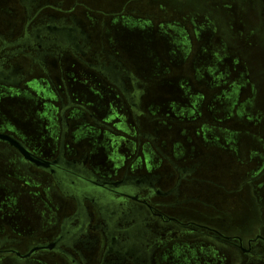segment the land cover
Returning <instances> with one entry per match:
<instances>
[{
	"label": "rangeland",
	"instance_id": "1",
	"mask_svg": "<svg viewBox=\"0 0 264 264\" xmlns=\"http://www.w3.org/2000/svg\"><path fill=\"white\" fill-rule=\"evenodd\" d=\"M50 17L80 23L89 37L88 62H95L98 54L107 64L121 63V77L140 85L134 102L138 108L119 93L115 98L112 84L78 58L58 55L44 67L48 78L28 77L21 90L0 87V133L9 129L34 150L53 156L59 103L51 101L52 82L59 86L64 81L75 100L118 120L126 132L112 138L95 132L83 113L68 112L70 156L91 154L90 166L97 174L120 177L134 149L131 141L136 145L137 139L128 124L130 112H140L142 130L157 131L160 150L178 166L210 167L198 177L235 191L229 195L216 185L202 191L193 184L190 196L215 208L189 204L179 220L231 238L264 237V0H39L30 13L22 0H0V32L6 40H12V30L18 38L27 23L35 27ZM7 56L0 54V62ZM10 61L26 72L31 68L23 56ZM5 147L0 145V238H11L16 243L12 248L27 253L57 236L75 203L55 190L47 173ZM143 150L132 171L148 167L164 173L166 160L150 144L144 143ZM173 231L167 243L155 244L154 264H243L239 252L233 259L222 249L231 245L225 241L175 227ZM100 256V250L85 252L92 259L88 264H99ZM38 263L70 264L50 254L29 261L13 254L0 257V264Z\"/></svg>",
	"mask_w": 264,
	"mask_h": 264
},
{
	"label": "flooded vegetation",
	"instance_id": "2",
	"mask_svg": "<svg viewBox=\"0 0 264 264\" xmlns=\"http://www.w3.org/2000/svg\"><path fill=\"white\" fill-rule=\"evenodd\" d=\"M38 1L22 0V3L30 13L38 7ZM49 19L44 24L41 21V24L35 27L33 22H29V25L27 23L18 38H15L16 33L12 30L8 34L12 40H6V35L0 32V54H8L9 61V64L7 59L0 62V87L21 90L28 77L44 75L48 78L44 67L48 66L49 58L69 54L70 58H78L84 66L94 70L100 78L108 80L112 84L111 94L115 97V94L119 93L136 110L138 106L134 102L140 97V85L135 79L121 77L122 68L119 67L122 66L121 63L112 61L107 64L100 60L98 54H94L97 56L95 62H88L86 58L90 50L86 44L89 37L80 23L74 18H71L70 25L64 17L58 21L51 17ZM20 56L25 57L30 63L29 72L19 65L11 64L12 57L15 59ZM33 66H37L40 72H37ZM52 85L55 94L51 101L59 103L57 105L59 108H56L57 140L53 156L34 150L9 129H2L8 132L1 133L15 137L36 157L57 164L44 170L28 162L19 150L11 145L3 142H0V145L4 146V149H7L5 146L16 149L21 158L23 157L33 169L47 173L55 190L75 203V211L63 218L60 231L55 238L33 245L27 253L12 248L16 243L11 238H0V257L13 254L22 261H29L50 254L59 255L70 264H88L92 259L91 257L89 260L86 259L85 252L93 254L96 250H100L99 264H154L157 252L155 244L167 243L175 233L173 231L175 227L182 232L186 230L191 233L199 232L204 238H215L231 244L223 246L222 249L229 250L233 259L236 257L235 251L239 252L237 256L239 259H244L243 264H264V237L246 241L240 236L231 238L219 230L179 220L180 216L186 213L189 204L215 208V205L204 202L199 196H190L189 191L193 184L199 185L198 188L202 191H211L207 185H216V188L224 190L229 195L235 191L228 190L226 184L218 185L207 177H198L203 171L211 170L210 167L178 166L160 150L157 141L158 132L142 130L140 112H130L128 124L130 129L133 128L135 131L134 135L137 139L136 145L131 141L134 149L127 164L121 169L120 177H103L97 174L90 166L91 154H84L80 158L70 156L67 143L68 125H70L68 112L83 113L85 121L95 128V132L114 136L112 138L124 135L126 132L117 126L118 120L107 118L101 112H93L88 106L75 100L66 82L62 81L59 86L52 82ZM73 123L79 122L76 120ZM125 127L129 132L128 125ZM144 143L150 144L158 152V158L163 157L166 160V172H150L148 167L140 173L132 171L139 159L145 155ZM18 157L21 162L19 155ZM162 183L165 184V188L161 186ZM214 193L218 194L217 191ZM170 211L175 212L177 216L170 215L168 213ZM52 244L54 247L49 249ZM214 247L217 249L216 245ZM34 250L36 251L28 258L18 256V254L26 256Z\"/></svg>",
	"mask_w": 264,
	"mask_h": 264
},
{
	"label": "water",
	"instance_id": "3",
	"mask_svg": "<svg viewBox=\"0 0 264 264\" xmlns=\"http://www.w3.org/2000/svg\"><path fill=\"white\" fill-rule=\"evenodd\" d=\"M0 142L7 143L11 145L12 147L16 148L19 150V152L24 156V158L33 164L34 166L38 168H42L44 170H48L51 168V166L56 165L57 162L51 163L48 161H45L39 157H36L33 155L19 140H17L15 137L9 134H2L0 133ZM54 247V244L50 245L48 248L52 249ZM39 249V248H36ZM36 250L32 251L30 254L26 256H22L18 254L19 257L21 258H28L30 257Z\"/></svg>",
	"mask_w": 264,
	"mask_h": 264
}]
</instances>
